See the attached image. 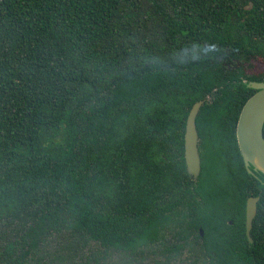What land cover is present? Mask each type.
Here are the masks:
<instances>
[{
  "label": "trees",
  "instance_id": "16d2710c",
  "mask_svg": "<svg viewBox=\"0 0 264 264\" xmlns=\"http://www.w3.org/2000/svg\"><path fill=\"white\" fill-rule=\"evenodd\" d=\"M242 60L264 62V0H0V226H18L20 257L63 230L134 252L171 229L160 252L179 258L195 192L229 242L200 255L264 264V175L247 172L235 134L264 70ZM201 100L194 180L184 133Z\"/></svg>",
  "mask_w": 264,
  "mask_h": 264
},
{
  "label": "rangeland",
  "instance_id": "374dc122",
  "mask_svg": "<svg viewBox=\"0 0 264 264\" xmlns=\"http://www.w3.org/2000/svg\"><path fill=\"white\" fill-rule=\"evenodd\" d=\"M238 64L247 67L248 75H257L264 70V62L261 60L249 62L242 60ZM172 233L171 229L161 230V244L157 242L141 245L134 252H130L104 248L71 231L63 230L51 233L38 245L37 250L20 257L21 242L18 226L2 225L0 226V264H162L163 253L160 250L174 241L171 240ZM9 243L16 244L14 253L8 249ZM175 261L174 264H192V248L189 249L186 245L185 250L183 246L180 257Z\"/></svg>",
  "mask_w": 264,
  "mask_h": 264
},
{
  "label": "water",
  "instance_id": "95a60500",
  "mask_svg": "<svg viewBox=\"0 0 264 264\" xmlns=\"http://www.w3.org/2000/svg\"><path fill=\"white\" fill-rule=\"evenodd\" d=\"M247 88L255 92L242 106L236 124V140L244 166L249 174L264 175V81H249ZM203 100L197 101L190 109L184 133V160L187 173L197 179L201 171V159L198 150V132L196 118ZM257 198H249L246 202V235L251 242L250 231L257 212Z\"/></svg>",
  "mask_w": 264,
  "mask_h": 264
},
{
  "label": "flooded vegetation",
  "instance_id": "af4514ba",
  "mask_svg": "<svg viewBox=\"0 0 264 264\" xmlns=\"http://www.w3.org/2000/svg\"><path fill=\"white\" fill-rule=\"evenodd\" d=\"M198 150H199V139H198ZM199 153H200V150H199ZM260 192L261 190L259 189L257 184L254 185L252 189L247 190L248 195L246 198V202L249 198H257V201H256V206H257L259 202V198H260L259 197ZM208 200H209L208 198L198 196L195 192H193L192 214H191L192 215V237L189 236L187 239V241H189L191 245L189 249L192 248V264H221V262L217 260L211 263L210 259L209 258L206 259L205 257H203V255H200V252L207 251V250L213 251L216 249L224 250L223 248L225 249L229 248V245L227 244L229 243L228 234L223 235L222 232L216 229L218 224H217V221H214V219L212 218L210 214L211 203ZM246 202H245V212H246ZM203 220L207 223L205 229L202 228ZM221 220H222V227H227V225L232 226L234 223L233 220L230 218H225V219L223 218ZM245 220H246V213L244 217V228H245V235H246ZM174 231H175L174 233L186 232L184 229H174ZM251 242H253V240ZM184 247L186 250V246ZM238 249L239 248L237 247H233V249L231 250L237 251ZM175 260H178V258L176 259L174 258V259L166 261L163 257L162 264H174V262H176Z\"/></svg>",
  "mask_w": 264,
  "mask_h": 264
}]
</instances>
